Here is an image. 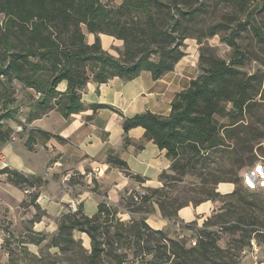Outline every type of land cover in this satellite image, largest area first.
<instances>
[{
    "label": "trees",
    "instance_id": "obj_1",
    "mask_svg": "<svg viewBox=\"0 0 264 264\" xmlns=\"http://www.w3.org/2000/svg\"><path fill=\"white\" fill-rule=\"evenodd\" d=\"M194 1L123 0L117 8L109 9L102 0H0V12L6 17L5 32L0 37V77L9 74L12 79L16 78L43 92L39 103L41 110L38 114L33 113L30 119L40 117L55 107L67 118L84 109L82 91L89 81L104 83L115 76L129 80L143 70L151 71L153 78L158 79L174 70L185 55L181 46L189 35L183 29L195 17ZM139 10L144 13L145 19L135 20L134 14ZM156 14L160 17L159 23L155 19ZM81 23L95 34L94 42L88 43ZM56 24L71 33L68 40L55 35L53 26ZM252 28L256 36L264 41V32L260 27L253 25ZM100 33L124 40L121 57L103 47ZM229 43L234 47V58L227 61L213 55L208 66L203 67V72L192 78L186 89L176 93L169 115L146 111L124 118L126 143L129 142V130L143 126L146 138L166 149L171 160L169 169L160 174L161 186L149 187L148 192L135 195L145 202L155 198L162 215L169 219H177L178 211L186 205L214 201L223 195L246 199L251 196L241 192L240 172L257 160L254 147L263 148L259 143L264 138V114L260 116L257 113L260 101L256 98L262 77L238 68L245 63L246 53L234 33ZM34 58L49 62L55 70L45 89L41 80L34 78V71L43 67L40 61H33ZM62 81L67 82L65 91L57 89ZM52 98L56 99L54 103ZM226 103H231V107L228 108ZM100 106L93 105L94 108ZM218 116L229 117L230 120L222 122ZM1 120L3 116L0 118V144L10 139L13 131L9 127L4 129ZM214 152H221L227 157V170L235 178L208 179V196L196 202L178 205L170 202L166 194L168 182L181 180L177 174L184 173L189 166L195 168L197 163ZM108 161L135 179L146 181L141 175L134 174L114 150H110ZM3 171L8 172L10 180L18 184L30 181L18 171ZM219 182H233L236 187L232 192L222 194L216 186ZM37 196H33L32 200L35 201ZM253 198H256L255 194ZM254 203L255 200L249 201L250 205ZM115 212L106 201H101L98 211L91 216L83 212L82 204L75 212H64L55 245L61 247L63 242L77 243L72 232L78 229L91 239L85 264H104L107 255L114 258L115 264H190L192 256L198 253L211 259L218 253L228 252L230 248H222L214 236L215 232L207 230L206 226L215 225L222 230L233 228L234 233L243 230L242 222L245 223V217H237L233 222L225 219L233 211L228 205L221 206L220 212L204 221L195 246L187 247L185 241L169 237L164 230L152 227L147 218L113 221L109 217ZM161 239L164 241L162 244ZM131 241L137 250L134 259L129 262L125 252L119 250ZM159 250L164 256L156 257ZM142 253H153L154 257L145 261Z\"/></svg>",
    "mask_w": 264,
    "mask_h": 264
},
{
    "label": "rangeland",
    "instance_id": "obj_2",
    "mask_svg": "<svg viewBox=\"0 0 264 264\" xmlns=\"http://www.w3.org/2000/svg\"><path fill=\"white\" fill-rule=\"evenodd\" d=\"M102 2L107 8L114 9L120 6L123 0H102ZM193 7L196 10L195 17L183 29L189 35L181 46L185 52V58L183 59L185 65L192 66L199 75L203 72V67L208 66V62H210L213 55L231 61L236 55L234 47L229 43V39L234 33L238 44L246 53L245 63L238 68L248 74L257 73L262 77L260 90L256 96L257 100L260 101L257 113L261 116L264 114V41L256 36L252 27L257 25L264 32V0H195ZM155 16L159 23V15L156 14ZM134 18L137 20V18L145 19L146 17L139 10L134 14ZM123 19L125 20V17ZM5 21V14L0 12V37L5 32ZM80 26L86 34L87 40V36L90 35L89 29L84 23H81ZM53 30L56 31L55 35H61V38L65 41L68 40L71 34L59 24L53 26ZM212 32L215 33L212 34ZM117 42L115 39V43L110 46V53L121 57L125 42L122 39L119 40L120 43ZM1 48L2 44L0 43ZM33 61H40L43 64L40 70L34 71V78L41 80L43 89H45L55 74V70L49 62H43L38 58H34ZM42 99L43 92H38L36 88L28 86L16 78L12 79L9 74H2L0 77V118L3 116L1 122L4 124V129L8 128L9 124H13V126H16V123L26 125L32 114H38L41 110L39 103ZM55 100V98L51 99L53 103ZM226 106L230 108L231 103H226ZM218 118L222 122L230 120L229 117L218 116ZM25 133L28 134L27 131ZM252 135L253 133H251ZM260 142L259 145L263 147L261 150L257 146L254 147L257 160L253 165L243 168L240 172L241 192L250 193V198L223 195L219 196L217 200H212L215 208L210 215L220 212L221 206L228 205L233 212L231 215H226L225 219L233 222L237 217H245V223L242 222L243 230H237L233 233V228L222 230L215 225L206 226L207 230L215 232L214 236L218 238V244L222 248H228L229 246L230 248L227 249L228 252L218 253L212 256L211 259H208V255L200 256V253H198L192 256L190 264H264V138L260 139ZM250 144L257 143L251 142ZM0 148H2L11 163L8 151H5L1 144ZM151 157L152 155L149 156V159ZM132 158L139 164L141 155L136 152L133 153ZM227 161L224 154L214 152L197 163L195 168L189 166L184 173L177 174V177L181 180L168 182L166 186L168 200L178 205L183 202H196L207 197L208 184L206 181L208 179L220 180L231 176L235 178V175L227 170L229 167ZM133 164L138 165L135 162ZM11 165L16 167L13 163ZM3 170V168L0 169V183H5L8 180V173ZM10 170H13V168ZM62 174L63 172L53 173L52 177L55 178L54 181L60 184L58 188L64 191L69 188L65 186V182H62L66 175ZM75 175L76 180L72 182L78 183L82 189L95 191L105 196L106 201H109L112 198L111 195H113V200L108 202L113 210H116L113 215H110L111 220L129 222L132 219L142 220L147 218L148 220L152 219V224L158 222L159 218L157 219L155 215L159 206L154 201L155 198L151 202H145L142 198L135 197V195H140L142 192H148V187L141 185L138 187L126 186L125 189L114 191L113 188L102 189L96 179L88 183L84 180L85 175L77 172ZM149 177L153 180L158 179L155 173L149 174ZM67 180L68 177L64 179V181ZM30 181L27 182L30 183ZM28 183L22 184L21 187L26 186ZM221 183L224 182H219L216 186L222 194L230 193L225 192V190L233 188V191L236 187L233 182H231L233 185ZM1 186L0 190L3 191H0V196L4 199L11 196L10 190ZM22 190L24 191V189ZM72 191L74 193L80 192L75 188H72ZM4 192L8 195H4ZM33 193H28L27 198L22 201L21 205L12 209V211L8 207L0 209V264H85L91 249V239L85 232L78 229L72 232L77 243L63 242L61 247L55 245L61 216L69 209L72 211V208L66 205L64 211L60 213L59 206H54L52 208L54 215H50L46 210L33 203ZM254 194L255 199L253 198ZM97 199V196H92L89 199V207H86L87 212L95 209ZM252 200H255L254 205L249 204V201L252 202ZM80 204V202L77 203V206L79 207ZM78 207H74L76 211ZM186 212L185 210L184 213ZM43 219L45 224L40 225V220ZM111 220L108 221V224ZM220 221L223 222V220ZM199 222L201 221L184 222L179 218L172 217L162 230L169 237L185 241L186 246L191 247L195 246L193 240H197L200 228L204 227V223L198 225ZM162 242L164 241L161 239L160 244ZM121 250L125 252L124 255L127 256L126 259L130 262L134 259L136 255L134 252L137 248L134 242L131 241L123 246V249H120L119 252ZM142 256L145 261L152 260L154 257L153 253L151 255L142 253ZM162 256H164L163 251H157L156 257ZM104 259V264H115L113 257L107 255Z\"/></svg>",
    "mask_w": 264,
    "mask_h": 264
},
{
    "label": "crops",
    "instance_id": "obj_3",
    "mask_svg": "<svg viewBox=\"0 0 264 264\" xmlns=\"http://www.w3.org/2000/svg\"><path fill=\"white\" fill-rule=\"evenodd\" d=\"M100 37L104 48L109 52L115 39L120 43V39L110 34L100 33ZM94 40L95 34L90 32L87 41L92 43ZM184 58L185 56L177 63L174 70L158 79L153 78L151 71L143 70L137 77L129 80L115 76L104 83L89 81L82 91L81 100L84 109L70 114L67 118L55 107L40 117L29 118L26 125L9 124L8 126L13 130L12 135L1 145L10 154L11 163L16 166L13 167V171L27 176L31 183L21 187V184L10 180L8 176V180L5 183L1 182L0 186L9 189L11 196L6 199L0 196V209L8 207L12 211L21 205L28 193L34 192L33 196L38 195L35 204L50 215H54L52 212L54 206H59L60 213L64 211L66 205L75 212L77 203L80 202L83 205V212L91 216L98 211L99 203L106 201L105 196L89 189H82L78 183L72 182L76 180V172L85 175L86 182L91 183L96 179L102 189L113 188L114 191L125 189L126 186L141 185L148 188L161 186L160 174L171 165L166 149H161L154 140L146 138V130L143 126L132 127L128 132L129 142L126 143L123 122L125 117L146 111L162 115L170 114L171 102L176 93L186 89L191 79L198 75L192 66L185 65ZM66 88L67 82L62 81L57 89L65 91ZM94 104L101 106L94 108ZM26 131L28 134L25 133ZM110 150H114L127 162L134 174L141 175L146 181L135 179L122 168L108 161ZM136 152L141 155L140 165L132 158L133 153ZM150 155L152 157L149 159ZM133 162L138 165H134ZM58 172H63L62 175L66 174L62 182H65V186L70 190L63 191L58 188L60 184L52 177L53 173ZM153 173L157 174V180L149 177V174ZM67 177L69 183L68 180L64 181ZM221 184L233 185L231 182ZM72 188L80 192L74 193ZM232 189L229 188L225 192H231ZM4 195L8 194L4 192ZM92 196L98 197L95 201L96 207L93 211L87 212L86 207H89L88 201ZM111 196L107 203L113 200V195ZM214 208L215 204L212 200L197 205H186L178 211L177 218L184 222L200 220L198 225H201ZM157 211L155 216L159 218L158 222L153 221L156 225L151 223L152 219L147 221L152 227L163 229L171 219L164 218L160 208ZM42 223L45 224L44 219L40 220V225Z\"/></svg>",
    "mask_w": 264,
    "mask_h": 264
},
{
    "label": "built area",
    "instance_id": "obj_4",
    "mask_svg": "<svg viewBox=\"0 0 264 264\" xmlns=\"http://www.w3.org/2000/svg\"><path fill=\"white\" fill-rule=\"evenodd\" d=\"M2 168L3 169H12L13 167H12L10 161L7 159L2 148H0V169H2ZM193 243L196 244V239L193 240Z\"/></svg>",
    "mask_w": 264,
    "mask_h": 264
}]
</instances>
